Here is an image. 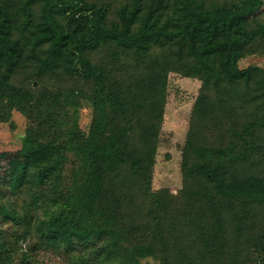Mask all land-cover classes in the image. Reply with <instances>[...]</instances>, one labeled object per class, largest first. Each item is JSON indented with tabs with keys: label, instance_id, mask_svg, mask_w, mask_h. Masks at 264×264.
<instances>
[{
	"label": "trees",
	"instance_id": "1",
	"mask_svg": "<svg viewBox=\"0 0 264 264\" xmlns=\"http://www.w3.org/2000/svg\"><path fill=\"white\" fill-rule=\"evenodd\" d=\"M263 14L264 0H0V122L28 119L0 152V195L31 190L0 205L15 228H0V264L41 249L68 264H264V68L239 65L264 54ZM171 71L203 81L177 193L151 187ZM74 99L93 104L88 134Z\"/></svg>",
	"mask_w": 264,
	"mask_h": 264
},
{
	"label": "rangeland",
	"instance_id": "2",
	"mask_svg": "<svg viewBox=\"0 0 264 264\" xmlns=\"http://www.w3.org/2000/svg\"><path fill=\"white\" fill-rule=\"evenodd\" d=\"M261 17L264 18V14ZM239 65L240 67L257 65L264 68V54H248L240 59ZM202 85L203 81L199 77L184 75L177 71H171L168 74L164 116L159 128L152 171L151 187L153 190L169 188L172 192L177 193L183 186V151L189 133L191 113ZM67 104L70 115L78 119L77 124L88 134L94 117L93 104L88 99H83L80 102L75 99L69 100ZM13 121L15 125H12L10 121L0 122V152H9L10 155L21 147L22 138L28 126L27 117L17 110L13 111ZM137 147L138 144L135 148ZM6 161V158L0 160V173L4 172L3 166ZM2 189L0 205L6 203L7 196L12 194L8 188L2 187ZM30 191V188L25 187L23 189L22 187L17 193L11 195L10 200L16 201L18 199L19 202L23 199L27 200ZM0 228L3 229L1 233L3 237L11 236L15 229L11 223L1 221ZM35 242V239L32 240V243L30 240L32 245ZM38 252L37 257L28 259L26 262L32 260L34 263L31 264H68L64 260L63 254L60 257L45 249ZM140 261L141 264H159V259L154 255L141 257Z\"/></svg>",
	"mask_w": 264,
	"mask_h": 264
}]
</instances>
